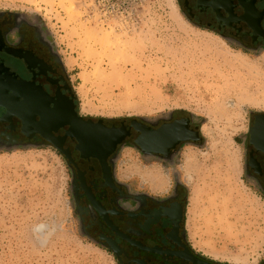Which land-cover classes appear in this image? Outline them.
Segmentation results:
<instances>
[{"label": "rangeland", "instance_id": "1", "mask_svg": "<svg viewBox=\"0 0 264 264\" xmlns=\"http://www.w3.org/2000/svg\"><path fill=\"white\" fill-rule=\"evenodd\" d=\"M0 10L46 24L83 115L193 117L200 142L167 162L129 148L119 171L157 193L177 175L193 248L221 264H264V195L246 172L251 114L264 111L263 50L195 27L178 0H0ZM0 264H118L80 231L54 149L0 150Z\"/></svg>", "mask_w": 264, "mask_h": 264}, {"label": "flooded vegetation", "instance_id": "2", "mask_svg": "<svg viewBox=\"0 0 264 264\" xmlns=\"http://www.w3.org/2000/svg\"><path fill=\"white\" fill-rule=\"evenodd\" d=\"M178 1L195 27L246 51H264V0ZM178 121L201 137L191 116L150 121L83 115L46 24L0 10V150L59 153L70 171L80 231L118 264H221L189 242L184 185L174 182L165 193L137 190L119 171L129 148L149 159L174 160L191 142L155 143L148 135ZM81 130L98 137L83 140ZM246 137L247 176L264 195V111L251 114Z\"/></svg>", "mask_w": 264, "mask_h": 264}, {"label": "water", "instance_id": "3", "mask_svg": "<svg viewBox=\"0 0 264 264\" xmlns=\"http://www.w3.org/2000/svg\"><path fill=\"white\" fill-rule=\"evenodd\" d=\"M79 138L83 140L94 139L98 137V134L89 133L86 130H81L78 135ZM104 137H108V133L103 134ZM102 137V134L99 136ZM148 138L155 143H161L164 141H174L176 144L179 143H197L201 141L199 133H193L190 131L187 122L178 121L170 126L164 127L159 131L152 132L148 135ZM174 143V144H175ZM15 148H25L22 146H17ZM175 177V183L179 185V180L177 175Z\"/></svg>", "mask_w": 264, "mask_h": 264}]
</instances>
